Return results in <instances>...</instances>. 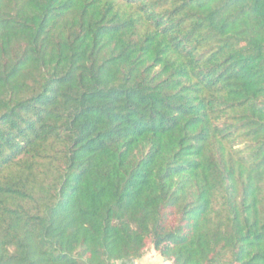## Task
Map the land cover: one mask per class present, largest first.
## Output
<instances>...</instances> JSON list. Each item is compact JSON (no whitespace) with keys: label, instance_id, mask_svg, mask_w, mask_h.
<instances>
[{"label":"trees","instance_id":"obj_1","mask_svg":"<svg viewBox=\"0 0 264 264\" xmlns=\"http://www.w3.org/2000/svg\"><path fill=\"white\" fill-rule=\"evenodd\" d=\"M264 264V0H0V264Z\"/></svg>","mask_w":264,"mask_h":264},{"label":"rangeland","instance_id":"obj_2","mask_svg":"<svg viewBox=\"0 0 264 264\" xmlns=\"http://www.w3.org/2000/svg\"><path fill=\"white\" fill-rule=\"evenodd\" d=\"M163 258L165 264H172L170 261L166 260L164 257H162L158 252H156L151 246H149V249L144 256L143 259L137 261V264H151V262L155 260H159V258Z\"/></svg>","mask_w":264,"mask_h":264},{"label":"clouds","instance_id":"obj_3","mask_svg":"<svg viewBox=\"0 0 264 264\" xmlns=\"http://www.w3.org/2000/svg\"><path fill=\"white\" fill-rule=\"evenodd\" d=\"M151 264H165V262H164V260H163V258H159V260H153L152 262H151Z\"/></svg>","mask_w":264,"mask_h":264},{"label":"flooded vegetation","instance_id":"obj_4","mask_svg":"<svg viewBox=\"0 0 264 264\" xmlns=\"http://www.w3.org/2000/svg\"><path fill=\"white\" fill-rule=\"evenodd\" d=\"M135 264H137V263H135Z\"/></svg>","mask_w":264,"mask_h":264}]
</instances>
